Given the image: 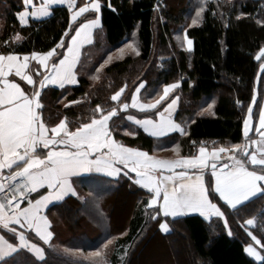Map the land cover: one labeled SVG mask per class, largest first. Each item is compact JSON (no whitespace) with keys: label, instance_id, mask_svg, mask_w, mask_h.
Masks as SVG:
<instances>
[{"label":"trees","instance_id":"16d2710c","mask_svg":"<svg viewBox=\"0 0 264 264\" xmlns=\"http://www.w3.org/2000/svg\"><path fill=\"white\" fill-rule=\"evenodd\" d=\"M86 1L76 0L75 7ZM101 5L100 26L83 46L75 67L78 83L41 89V118L48 128L66 118L69 130H75L93 117L99 118L100 110L107 114L116 108L109 127L114 138L126 146L158 158L176 159L177 144L180 156L198 154L201 146L212 150L239 144L242 147L236 154L246 158L252 135L243 136V121L254 93V123L264 98V72L260 70L264 61L260 51L264 48V24L260 23L264 21V0H101ZM24 8L23 0H0V53L46 52L60 42L69 27L70 11L65 5H55L45 18H29V23L21 26L17 13ZM93 15L85 13L72 23V30L64 37L65 48L58 49L61 54L75 28ZM185 34L193 40L191 50L185 48ZM109 57L111 61L105 64ZM33 68L38 82L42 74ZM18 81L28 90L25 82ZM142 82L144 86L136 93ZM170 83L179 87L156 109L122 108L124 103L131 105L133 94L142 103L155 102ZM122 87L121 97L113 101L112 95ZM175 96L178 106L173 120L183 132L153 137L127 117L154 119ZM247 141L250 149L245 156ZM46 151L39 149L38 153ZM14 171L16 165L5 176ZM208 177L205 174L206 182ZM134 179L130 172L118 179L98 173L73 176L75 194L44 209L53 233L47 243L34 230L15 223L8 229L0 228V234L18 247L2 264H264L244 250L251 242L244 229L249 218L254 221L252 234L264 243V194L258 193L233 209L212 192L210 197L224 216L205 220L197 213H188L173 218L165 216L159 205L152 206L153 193L136 185ZM42 191L31 193L30 199H37ZM25 205L27 201L21 203V207ZM21 231L29 242L25 251L19 250ZM183 241L189 248L188 260L183 257ZM33 243L42 249L39 254L31 248ZM156 247L161 259L147 262L149 250Z\"/></svg>","mask_w":264,"mask_h":264},{"label":"snow or ice","instance_id":"6c2138e0","mask_svg":"<svg viewBox=\"0 0 264 264\" xmlns=\"http://www.w3.org/2000/svg\"><path fill=\"white\" fill-rule=\"evenodd\" d=\"M23 3L26 7L17 13L21 26L29 23V15L35 17L38 14H47L44 9L33 10L30 13L27 6L33 5V0H23ZM48 3H67L71 17L68 29L55 47L46 52L33 51L30 54L31 59H37L39 65L52 73L50 76L44 75L39 88L29 94L15 79H9L10 73L14 70L15 76L26 81L27 85L35 84L33 76L25 73L30 59L28 54H25L21 60L18 53H0V193H3V199L6 201V203L0 202V224L4 229H8L10 224L15 223L34 230L47 243L53 233L49 231L50 221L44 214V209L50 201L63 200L70 193L75 194L71 177L93 171L117 179L121 174L128 176L129 172L134 173V183L153 193L150 204L159 205L160 211L165 216L170 215L173 218L188 213L224 216L220 207L210 197L212 192L233 209L243 206L258 193L264 194V171L251 170L244 159L238 158L235 152L224 146L214 147L211 151L201 146L198 154L180 156V146L177 144L175 146L177 158L163 159L150 155L146 150L126 146L117 141L114 138L113 129L109 127V120L117 114L116 108L107 114L100 110L99 118L93 117L90 122L80 124L75 130H69L66 118L61 119L57 125L49 129L41 118V89L45 87V84H58L60 88H64L65 84L78 83L74 69L79 59L80 46L88 42L91 30L101 23L102 5L101 0H91V3H84L78 8L75 7L76 0H48ZM108 6L112 8L111 3ZM112 10L115 11L114 8ZM202 11L203 9L200 10ZM88 12H95L96 18L87 20L75 28V34L71 36L66 50L61 54L58 49L65 48L64 37L68 36L72 30V23ZM200 12H197V17L200 16ZM243 15L241 13V16ZM192 23L196 24L197 20L194 19ZM260 23L264 24V21ZM16 39H20L19 35ZM185 39L188 49L191 50L193 40L188 38L187 34ZM120 51L123 53L124 49ZM260 51L264 54V48ZM61 55L62 58H59ZM55 58H59L58 63L50 64V61ZM110 61L111 57L104 63L107 64ZM102 67H104L103 64ZM261 71L264 72V65H261ZM143 86L142 82L136 88V93H139ZM178 87V83L165 85L163 94L154 103H141L137 95L133 94L131 105L124 103L122 108L132 107L141 111L156 109L157 105ZM124 90L123 87L120 88L111 99L117 101ZM252 100L255 104V95ZM70 103L74 104L76 101H70ZM176 105L177 100L173 99L164 111L159 113L158 122L146 118L136 119L135 123L143 125L144 132L151 133L152 136H163L165 132L177 129L183 132L181 126L172 119ZM208 108L211 109L212 105L210 104ZM97 109L99 110V106ZM252 117L253 107L249 106L248 116L244 119L242 127L245 137L251 131ZM128 119L135 118L129 116ZM257 131L260 140L253 143L258 145V152L264 154V106L259 112ZM129 135L135 134L129 133ZM241 147L239 144H234L231 149L238 150ZM243 147L247 153V146ZM39 149L47 150L46 155L41 157L37 154ZM225 158L227 162H224ZM249 159L252 166L264 168V158L258 159L257 151H253ZM13 165H16V171L4 177L2 170L11 169ZM177 169L181 170L177 171ZM206 170L210 172L207 182ZM17 177L22 179L13 189L11 181H15ZM5 180L8 182L6 183ZM44 186H47L49 190L46 195H40L34 201L29 198L30 193H37ZM6 188L11 193L10 197L8 192L4 191ZM25 199H27V206L21 207V202ZM6 207L11 209L10 214L5 211ZM224 223L227 228L226 218ZM252 223V220L247 221L248 225ZM161 227L164 226L161 225ZM11 231L15 232L16 229L13 228ZM164 231L167 232L168 229L165 228ZM228 234L231 235L230 230ZM249 235L264 249V243L251 233ZM28 243L25 233L19 232V250H27ZM31 248L38 254L42 251L34 243L31 244ZM17 251L16 244L10 243L3 235H0V264L5 257ZM245 251L256 260H264V255H261L252 245H248Z\"/></svg>","mask_w":264,"mask_h":264},{"label":"crops","instance_id":"0c3cea01","mask_svg":"<svg viewBox=\"0 0 264 264\" xmlns=\"http://www.w3.org/2000/svg\"><path fill=\"white\" fill-rule=\"evenodd\" d=\"M86 3H91V0H87L86 1ZM55 5H65L68 9H69V7H68V5H67V3H63V4H61V3H48V0H33V5H29V6H27V8H28V11L31 13L33 10H40V9H44V10H46V12H47V14L46 15H37V16H35V17H33V16H31V15H29V17H28V19L29 18H34V19H41V18H45L46 16H48L49 15V13H50V10H51V7H53V6H55ZM26 7V6H25ZM24 10V9H23ZM69 11H70V9H69ZM93 17L92 18H90V19H87V20H92V19H95L96 18V13L95 12H93ZM70 17H71V11H70ZM87 20H85L83 23H85ZM100 26V24H98L96 27H94L92 30H91V34H90V36H89V39H88V42H86V43H83V44H81V46H80V54H79V58H80V55H81V51H82V48H83V46H85L86 44H88L91 40H92V38H93V32H94V29L95 28H97V27H99ZM79 27V26H78ZM74 34H75V32H74ZM73 34V35H74ZM71 39V38H70ZM70 39H69V41H70ZM25 54H22V55H19L20 56V59L21 60H23V56H24ZM29 55V57H30V54H28ZM62 58V57H61ZM79 60V59H78ZM78 62V61H77ZM58 63V62H57ZM77 65V64H76ZM261 65H264V61H263V63L261 64ZM33 66H35L37 69H36V72H37V74H42V77H41V79L38 81V82H36V77H35V71H34V68H33ZM260 70H261V67H260ZM74 72H75V69H74ZM25 73L26 74H29V75H32L33 76V79H34V82H35V84L34 85H27V82L26 81H23L21 78H19V77H16L15 76V72H14V70H13V72L12 73H10V75H9V79H15V81L17 82V83H19V81H18V79H20V80H22L23 82H25L26 83V85H27V87H28V90L27 89H25L22 85H21V87L26 91V92H28L29 94H31V92H33L36 88H39V86H40V81L41 80H43V78H44V75L45 74H47V75H51L52 73H51V71L49 70V69H46V68H44L43 66H41V65H39V63H38V60L37 59H31V57H30V59H29V63H28V68L27 69H25ZM76 73V72H75ZM76 77H77V75H76ZM78 80V79H77ZM65 85H70V86H72V84H65ZM76 85V84H75ZM45 86H54V87H60L58 84H56V85H51V84H45ZM254 95L256 96V98H257V93L255 92L254 93ZM173 99H176L177 100V106H178V97H173L169 102H167L161 109H160V111L157 113V115H156V117L153 119V118H150V119H152V120H154V121H159V119H160V116H159V113L160 112H163V110L166 108V106L173 100ZM139 102H141V101H139ZM142 103V102H141ZM154 103V102H153ZM262 106H264V98H263V103H262V105H261V107ZM253 109H254V104H253ZM176 110H177V107H176ZM176 110H175V112H176ZM247 113H248V110H247ZM175 114V113H174ZM174 114L172 115V119H173V116H174ZM166 115V114H165ZM131 116V115H130ZM246 116H247V114H246ZM127 117H129V116H127ZM132 117H134V116H132ZM135 119L134 120H130L132 123H134V124H136L135 123V120L136 119H139V120H143V119H146V118H142V119H140V118H137V117H134ZM246 118V117H245ZM176 123V122H175ZM178 124V123H177ZM136 125H138V124H136ZM138 126H141L142 128H143V125H138ZM258 126H259V116H258V119L256 120V122L254 123V121H253V118H252V127H251V131L249 132V135L247 136V137H249V136H251L252 135V142H251V150H250V153L246 156V158H243L245 161H246V163H247V166L251 169V170H257V171H259V168H261L260 166H252L251 165V163H250V156H251V153L253 152V151H257V158L259 159V158H264V154H261V153H259L258 152V145L257 144H255V143H253L254 141H258V137H259V133H258V131H257V128H258ZM174 131H180L179 129H177V130H174ZM174 131H172V132H174ZM172 132H168V133H166V134H164L163 136H165V135H167V134H170V133H172ZM148 134V133H147ZM148 135H150V134H148ZM150 136H152V135H150ZM244 136V135H243ZM153 137H162V136H153ZM245 137V136H244ZM247 137H245V138H247ZM209 151H211V150H209ZM37 154H39V153H37ZM41 157H43L44 155H46V154H39ZM19 163V162H18ZM21 166H22V164H21ZM7 170H10V169H3L2 171H3V176H5V174L7 173ZM88 173H97V172H88ZM81 174H86V173H80L79 175H81ZM98 174H103V175H106V174H104V173H98ZM206 175H210V172L209 171H207L206 170V173H205ZM77 176V175H76ZM71 179H72V177H71ZM39 190H43L42 192H44L43 194H41V195H46L47 193H48V189H47V186H44V188H42V189H39ZM37 198H39V197H37ZM34 201V200H33ZM51 202H53V201H50L49 203H51ZM25 206H27V205H25ZM25 206H23V207H25ZM197 214H199V213H197ZM199 215H201V214H199ZM170 216V215H169ZM213 216H215V215H212V216H210L208 219H210L211 217H213ZM201 217H202V215H201ZM204 218V217H203ZM205 219V218H204ZM208 219H205V220H208ZM0 228H4L3 227V225L2 224H0ZM1 235V234H0Z\"/></svg>","mask_w":264,"mask_h":264},{"label":"rangeland","instance_id":"374dc122","mask_svg":"<svg viewBox=\"0 0 264 264\" xmlns=\"http://www.w3.org/2000/svg\"><path fill=\"white\" fill-rule=\"evenodd\" d=\"M184 44H185V48L186 49H188V47H187V43H186V39H185V41H184ZM171 103V102H170ZM249 106H252L253 107V100L251 101V103H250V105ZM167 107V106H166ZM176 107H177V105H176ZM175 110H176V108H175ZM175 110L173 111V113H172V115L175 113ZM164 111V110H163ZM166 115H167V113H165ZM247 116H248V113H247ZM247 116H246V118H247ZM166 133H168V132H165V134ZM148 134H150L151 135V133H148ZM258 140H260V135H259V137H258ZM236 156L238 157V158H240V159H243V157H241L240 155H238V154H236ZM212 216V215H211ZM202 217H204L205 219H208L210 216H202ZM248 220H252L253 221V219L252 218H249V219H247V220H245V222H244V229H245V231L247 232V234L249 235V233H251V235H254V234H252V232H251V230H250V227L251 226H253V224H254V221H253V223L251 224V225H248L247 224V221ZM180 232V231H179ZM180 235L181 236H183V237H185L184 236V234H183V232L181 231L180 232ZM255 236V235H254ZM249 237L251 238V236L249 235ZM258 239V238H257ZM184 242V246H182L183 247V249H184V254H183V257H185L186 258V260H188V255H186V253L187 252H189V248H188V246H187V244H186V241H183ZM248 245H252L258 252H260L261 253V255H264V249H262L259 245H257L256 244V242L254 241V240H252L251 239V242L250 243H248L246 246H245V248H244V250L246 249V247L248 246ZM180 248H181V246H180ZM177 251H180V250H178L177 249ZM246 252V251H245ZM179 253V252H178ZM247 253V252H246ZM180 254V253H179ZM248 254V253H247ZM185 255V256H184ZM251 258H253L255 261H258V262H260V261H262V260H256L255 259V257H253V256H251L250 254H248ZM160 260L161 259V253H160V249L158 248V247H156V248H154L153 250H149V252H148V254H147V262H150V261H152V260Z\"/></svg>","mask_w":264,"mask_h":264},{"label":"built area","instance_id":"2783aa9c","mask_svg":"<svg viewBox=\"0 0 264 264\" xmlns=\"http://www.w3.org/2000/svg\"><path fill=\"white\" fill-rule=\"evenodd\" d=\"M228 148H229L231 151H233V152L236 153V149H231V147H228ZM222 155H223V154H222ZM225 161H227L226 158H225ZM8 176H10V174L7 175V176H5V177H8ZM21 179H22L21 177H17V179H16L15 181H11V187L14 189V188H15V185H16L17 183H19ZM5 182L7 183L8 181L5 180ZM4 191H5V192H8V189L6 188ZM8 194H9V197H10L11 193L8 192ZM30 196H31V193L29 194V198H30ZM24 201H27V199L23 200L22 202H24ZM0 202L6 203V201L3 199V193H0ZM22 202H21V203H22ZM5 211H6L7 213L10 214L11 209L6 207Z\"/></svg>","mask_w":264,"mask_h":264},{"label":"water","instance_id":"95a60500","mask_svg":"<svg viewBox=\"0 0 264 264\" xmlns=\"http://www.w3.org/2000/svg\"><path fill=\"white\" fill-rule=\"evenodd\" d=\"M246 146H247V153H245V151H244V155H247L248 154V151L250 149V141H247Z\"/></svg>","mask_w":264,"mask_h":264}]
</instances>
